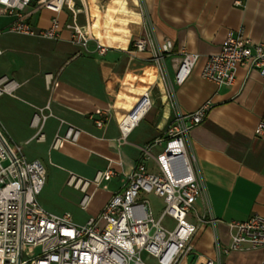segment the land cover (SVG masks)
<instances>
[{
	"label": "crops",
	"instance_id": "crops-1",
	"mask_svg": "<svg viewBox=\"0 0 264 264\" xmlns=\"http://www.w3.org/2000/svg\"><path fill=\"white\" fill-rule=\"evenodd\" d=\"M112 1L76 0L80 10L78 22L94 35L101 32L105 43L110 42L104 54L95 50L94 41L84 48L70 39L66 24L72 21V14L68 9L59 14L65 27L58 39L21 33L23 39L17 44L0 39V77L6 75L19 83L0 103V125L12 141L22 145L27 158L41 161L40 157H29L24 144L49 139L50 152L64 141L53 146L57 133L63 134L69 124L78 127L80 137L73 143L78 144L84 135L81 146L90 155L87 173L80 175L70 170L67 182L74 186L70 179L90 180L87 191L92 197L86 207L81 206L83 209L89 207L102 186L93 182L97 172L109 165L117 170L116 175L104 182L106 186L108 181L118 180L101 211L111 195L123 187L126 174L139 161L144 160L149 169H156L153 158L142 157V144L165 139L169 121L195 111L211 99L212 106L205 118L190 127L186 139L203 188L188 215L197 225L192 244L194 250L214 264H264V246L246 244L227 253L218 250V245L231 241V220H243L256 213L264 215V132L255 131L264 120V76L249 66H239L230 85H219L201 75L207 56L220 49L228 31L243 29L254 40L264 41V0H128L140 18L132 23L126 48L111 38L115 26L120 25L111 19ZM27 11L29 20L40 28L49 26L55 15L46 7L35 9L34 2ZM2 19L7 21L0 23V36L13 32L6 28L11 18ZM135 37L151 38L153 46L136 50L131 43ZM165 39H171L174 48L162 58L160 47ZM184 50L199 53L200 57L185 81L173 84ZM145 93L151 101L150 108L124 133L120 118ZM47 105L44 111L50 115L44 125L45 137L37 140L31 120L37 109ZM98 111L105 118L102 127L95 123ZM150 111H153L151 124L138 141H128ZM162 147L163 143L152 145V152L157 153ZM92 154L100 157V161H92ZM74 187L79 189L81 199L83 189ZM46 208L55 213L70 212Z\"/></svg>",
	"mask_w": 264,
	"mask_h": 264
},
{
	"label": "built area",
	"instance_id": "built-area-1",
	"mask_svg": "<svg viewBox=\"0 0 264 264\" xmlns=\"http://www.w3.org/2000/svg\"><path fill=\"white\" fill-rule=\"evenodd\" d=\"M33 2L35 9L46 7L55 13L49 26L36 27L29 20L27 10ZM64 9L72 14V21L66 24L70 39L84 48L94 41L98 53L107 52L109 44L78 22L80 10L76 0H0V15L11 18L6 27L9 31L50 39H58L62 34L65 26L59 14ZM131 43L139 51L153 46L148 37H135ZM173 48V41L165 39L160 57L172 52ZM199 57L196 52H182L173 84L185 81ZM239 66L256 68L264 76V41L254 40L243 29L228 31L220 49L207 56L201 75L219 85H230ZM18 86L14 78L0 77V95L13 93ZM134 106L124 116L126 120L133 117L130 127L123 124L125 120L120 122L124 133L129 132L150 108L147 93ZM211 106L212 101L208 99L195 111L173 118L165 139H155L153 144L142 148V157L153 158L156 169H149L144 160L139 161L126 174L123 187L111 195L97 215L84 223L77 222L70 212L55 213L41 203L39 195L47 178L44 163L38 158H27L22 145L12 141L0 125V264H149L145 253L155 256L159 264H180L194 250L191 238L197 225L188 215L203 189L186 139L190 127L202 122ZM48 107L37 109L31 120L37 140L45 137L44 125L50 113L44 109ZM137 111L141 112L138 117ZM102 113L98 111V118H95L99 127L105 123ZM255 131L264 132V120ZM80 133L78 127L69 124L63 134L55 135L53 146L61 140L77 142ZM162 143L161 150L152 152V145ZM116 174L117 170L109 165L97 172L93 182L97 186L105 185L104 182ZM69 182L83 189L80 205L86 207L92 197L87 191L90 180L78 178ZM148 193L162 199L157 217ZM166 217L170 222L165 221ZM229 228L231 241L218 245L219 252L227 253L246 244L264 246L263 214L231 220ZM200 264L214 262L208 259Z\"/></svg>",
	"mask_w": 264,
	"mask_h": 264
},
{
	"label": "rangeland",
	"instance_id": "rangeland-1",
	"mask_svg": "<svg viewBox=\"0 0 264 264\" xmlns=\"http://www.w3.org/2000/svg\"><path fill=\"white\" fill-rule=\"evenodd\" d=\"M2 17L6 16L0 15V23L7 21L5 19L3 20ZM107 33L108 32H105V34ZM22 36L23 35H20L19 33L6 32L0 36V39L2 38L4 40H7L8 42H10V44H17L21 39H23ZM44 41L45 46L46 40ZM103 42H106V39H104ZM107 43L110 44V42ZM7 94L8 93H4L0 96V103L5 97H7ZM21 97L24 98V96L22 95ZM23 98H21V100H23ZM152 117L153 111H150L147 114L146 118H144V120L141 122V124L138 125L135 130L130 134L128 141L137 140V138H139L140 135L144 133V130L147 125L151 124L153 120ZM170 122L171 121H169V123ZM168 124L165 126V134H167L166 132ZM47 128L49 130V123ZM83 136L84 135H82V138H80V142L78 144H75L70 140H64L61 146L53 148L50 152L49 139L44 142L27 143L23 146L24 151L29 157H40L47 169L46 185L44 186V189L39 195V200L46 207L55 211L68 210L72 212L75 220L79 223H84L89 217L97 215L100 212V208L102 207L105 198L112 192L114 187L118 184V180L116 179L108 181L106 186L102 185L97 189L89 207L85 209L81 207L79 203L81 193L79 189L68 184L67 178L70 173V170L80 175H85L87 173L85 169L88 167L87 159L90 157V155L87 156V149L81 146V144H83V142L85 141V137ZM140 143L143 142L140 141ZM142 145L143 147H145L148 145V143ZM100 159L101 158L95 154L91 155L92 161H100ZM147 197L150 199L152 207L155 210V215L157 217L162 208V199L154 193H148ZM190 214L191 211L189 212V216ZM165 221L170 222V218L166 217ZM144 258L149 264H159L158 259L151 254L145 253ZM205 261L206 259L202 254H199L197 250H193L182 259L180 264H200Z\"/></svg>",
	"mask_w": 264,
	"mask_h": 264
},
{
	"label": "bare ground",
	"instance_id": "bare-ground-1",
	"mask_svg": "<svg viewBox=\"0 0 264 264\" xmlns=\"http://www.w3.org/2000/svg\"><path fill=\"white\" fill-rule=\"evenodd\" d=\"M134 1L138 2V0ZM128 3V0H113L112 4L109 6V11L112 14L111 19L113 20V22H120V25L115 26V33H113L111 38L115 44L123 48H126L129 37L133 31L132 23L134 22V20H137V18H140V14L138 13V11L131 8ZM115 14L117 15L115 16ZM96 37H98L103 42L104 35L101 32L97 31ZM142 105H144V103ZM133 107H131L130 110H132ZM145 108L146 106H142V109ZM140 114L141 112L137 111L136 116L138 117ZM132 118H127L126 120L123 116V118L121 117L120 120H125L123 124L128 128L131 125L130 122H132Z\"/></svg>",
	"mask_w": 264,
	"mask_h": 264
}]
</instances>
